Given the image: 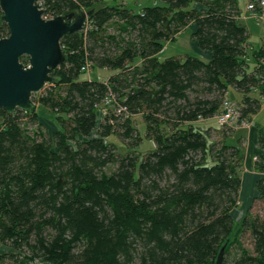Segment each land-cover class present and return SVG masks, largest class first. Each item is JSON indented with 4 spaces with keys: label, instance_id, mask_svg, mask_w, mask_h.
Returning a JSON list of instances; mask_svg holds the SVG:
<instances>
[{
    "label": "trees",
    "instance_id": "trees-1",
    "mask_svg": "<svg viewBox=\"0 0 264 264\" xmlns=\"http://www.w3.org/2000/svg\"><path fill=\"white\" fill-rule=\"evenodd\" d=\"M38 1L51 17L93 11L78 34L60 39L65 61L31 96L58 129L49 133L38 122L33 103L27 111L0 108V244L11 248L0 264L35 257L41 264H214L220 247L228 253L234 243L239 254L231 264H264L263 220L241 219L251 252L229 241L242 200L241 148H215L192 125L219 111L228 87L241 96L239 120L260 108L252 91L264 99V46L248 56L237 0H159L138 10L118 0ZM1 15L0 38L8 35ZM189 23L208 59L160 60L164 42ZM86 61L89 76L81 71ZM95 69L110 75L98 79ZM135 115L154 147L117 157L108 139L118 129L132 138L127 149L137 152L142 141L133 135ZM257 146L254 189L264 199V125ZM109 163L115 168L107 172Z\"/></svg>",
    "mask_w": 264,
    "mask_h": 264
},
{
    "label": "water",
    "instance_id": "water-1",
    "mask_svg": "<svg viewBox=\"0 0 264 264\" xmlns=\"http://www.w3.org/2000/svg\"><path fill=\"white\" fill-rule=\"evenodd\" d=\"M1 21L8 35L0 38V108L27 111L31 96L52 80L51 73L65 61L60 39L78 34L92 9L45 19L38 0H0ZM22 56L27 63L21 62ZM224 245L214 264H221Z\"/></svg>",
    "mask_w": 264,
    "mask_h": 264
},
{
    "label": "rangeland",
    "instance_id": "rangeland-1",
    "mask_svg": "<svg viewBox=\"0 0 264 264\" xmlns=\"http://www.w3.org/2000/svg\"><path fill=\"white\" fill-rule=\"evenodd\" d=\"M108 2L109 1H107V3ZM117 3H119L125 7L126 6H134V9L138 10L143 5L152 4V3H159V0H118ZM243 24H245L246 27H251V26L253 27L254 26L253 25L254 23L252 21L243 22ZM107 32L110 34L116 33V26H115L114 22L108 25ZM189 35H190V28H186L185 31L181 35H179L174 42H171V43H169V45H166L165 49L158 55L159 59L162 60V59H164L168 56H171V55H176V54H180L183 52H188V54L195 55V56L201 58L202 60H207L208 58L204 54L203 49H199V48H198V50L194 49L191 46V43H188L187 38L189 37ZM246 50H247V53L249 56V48L247 47ZM262 60L264 61V58ZM48 86H49L48 83H46L44 85V87H48ZM228 91L231 94L232 90L229 87H228ZM256 92L257 91H255L254 94H256ZM226 96H227V94H226ZM230 97L228 96L227 98L230 101H232L237 107H239V100L233 99V98L231 99ZM34 102L35 103H33V101H32L34 106L33 105H31V106H33L35 108V110L38 114L37 115L38 122L49 133L58 129L59 126L54 121L51 113L48 110H46L45 108L38 106V104L36 103V100H34ZM26 119H27V117H24L22 122H25ZM255 121L257 123H261L262 121H264V109L259 113V115H257V118ZM27 123H28V125H27L28 129L35 130L36 124H34L32 122H27ZM132 125H133V128L135 129L133 131V135L135 136V135L140 134V136L142 137V141H141L140 145L137 147V152L134 151L135 149L131 148V146L127 149L126 145H129V143L132 141V138H127V139L123 138L120 135L121 129H118L117 133L115 135L110 136L108 139L109 142H112L114 144L113 149H114V152H115L117 157L122 156L126 153H132V154H136V155L141 154L142 155L144 153H147L148 150H150L151 148L154 147V144L152 141L144 138L145 123H144V121L140 115H135L132 117ZM230 125L235 126V127H246V126H241L239 124H237V125L236 124H230ZM222 127H223V130L221 132H220V130H218V133H214L212 131L208 132V136H209L210 141H211L210 144L214 145L215 148L222 144V141H223L225 135H231V131H233L230 127H228V129H226V126H222ZM44 128H41V130L43 132H45ZM114 168H115V164L109 163L104 168V170L107 172H110ZM241 170L242 169H240V172H241ZM240 177H242V175H240ZM244 183L247 187L250 185V183L247 182L246 179L244 180ZM248 191H247V193H246V191L243 192V194H245V193L246 194L242 197V200L240 199L241 201H240L239 205L236 208H234L232 211V217L234 219V230H233L232 235L230 236L229 241L234 240V238H236V240L238 241V244H240L241 247H243L247 251L251 252L252 251V235L250 234L249 230H244L243 232L240 231V222H241L242 217L246 213L249 214L252 218L256 217L259 220L264 221V199H259L258 197L254 196L253 194L248 193ZM237 247L238 246L236 245V243H234L230 247L228 253L223 252L221 264L222 263L223 264H231L232 260L234 258H236L239 254ZM5 251H11V248L9 246H5L3 244H0V253L5 252ZM23 253L30 255V252L27 249ZM40 260H41L40 258L35 257L33 260L29 261V264H41ZM8 262H9V260L6 262V264H8ZM135 264H137V260H136Z\"/></svg>",
    "mask_w": 264,
    "mask_h": 264
},
{
    "label": "crops",
    "instance_id": "crops-1",
    "mask_svg": "<svg viewBox=\"0 0 264 264\" xmlns=\"http://www.w3.org/2000/svg\"><path fill=\"white\" fill-rule=\"evenodd\" d=\"M246 3L247 0H237V6H238V19L243 24V22H250L252 21L254 26L252 27H246L245 24H243L247 30L248 38H247V47L249 49L258 48L259 46H264V25L258 24L251 16L250 13L246 10ZM186 28H190V35L187 38L188 43H191V46L194 49L198 50V47L195 45L191 38V32L193 30V24L189 23L185 28L181 29L176 35H174V38L172 40H168L164 42V45L161 49V51L157 54L159 55L166 47V45H169V43L174 42L179 35H181ZM188 52H183L176 55H171L175 57H184ZM204 54L206 57H209L208 51L204 50ZM170 57V56H168ZM251 66V65H250ZM92 75H94L96 78L100 79L103 77H107L110 75V72L108 70H98L95 69L92 72ZM232 91L231 94L227 89V97L231 96L232 99H238L240 100L241 96L239 93H237L234 89L229 87ZM255 90L252 91L251 96L259 99L261 101V105L259 110L251 115L247 120L249 122V126L247 127H235L232 125L226 126V129L230 127L233 131H231V135H225L222 143L232 146H238L241 148V152L243 154V158L241 161V167L240 169V175H242L241 178V188H240V197H243L247 191L250 194H253L255 196L256 192L254 189V182L260 175L259 172L254 168V161L256 159V155L259 152V148L257 146V136L258 133L261 131L262 126L264 125V121L261 123H257L255 120L257 118V115L264 109V99L261 98V95L257 91L256 94ZM193 126L204 132L206 135H208L209 131H212L214 133H218V130L220 132L223 130V127L219 126L216 119L213 117L204 118V119H198L195 122L192 123ZM225 128V127H224ZM229 128V129H230ZM208 143L210 144V138L207 136ZM245 171V172H244ZM246 179L247 182L250 183V185L247 187L244 183V180ZM246 191L245 194L243 192Z\"/></svg>",
    "mask_w": 264,
    "mask_h": 264
},
{
    "label": "built area",
    "instance_id": "built-area-1",
    "mask_svg": "<svg viewBox=\"0 0 264 264\" xmlns=\"http://www.w3.org/2000/svg\"><path fill=\"white\" fill-rule=\"evenodd\" d=\"M39 2V1H38ZM43 9L41 2H39ZM246 10L250 13V16L261 25H264V0L248 1L246 3ZM45 19L51 18L48 15H42ZM81 71L89 76L91 72V63L86 61L81 66ZM110 100H106L105 104H108ZM125 110L124 107H119L117 112ZM104 112V111H103ZM239 107H237L227 96H225L221 102L219 111L214 115V118L220 126H229L230 124H239L241 126H249V122L246 119L239 120Z\"/></svg>",
    "mask_w": 264,
    "mask_h": 264
}]
</instances>
